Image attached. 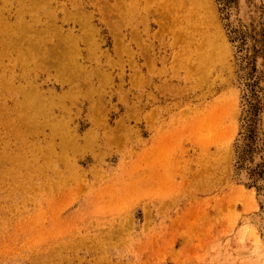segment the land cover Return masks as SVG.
Here are the masks:
<instances>
[{"label":"rangeland","instance_id":"374dc122","mask_svg":"<svg viewBox=\"0 0 264 264\" xmlns=\"http://www.w3.org/2000/svg\"><path fill=\"white\" fill-rule=\"evenodd\" d=\"M207 1L0 0V264H264V0Z\"/></svg>","mask_w":264,"mask_h":264},{"label":"bare ground","instance_id":"6f19581e","mask_svg":"<svg viewBox=\"0 0 264 264\" xmlns=\"http://www.w3.org/2000/svg\"><path fill=\"white\" fill-rule=\"evenodd\" d=\"M176 2L180 3L185 8L186 7L191 8V10L194 11V15H196V11L199 12L200 8H202L205 11L208 8L207 0H176Z\"/></svg>","mask_w":264,"mask_h":264}]
</instances>
